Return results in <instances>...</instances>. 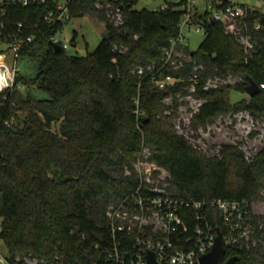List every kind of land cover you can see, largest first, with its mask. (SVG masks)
Listing matches in <instances>:
<instances>
[{
	"label": "trees",
	"instance_id": "trees-1",
	"mask_svg": "<svg viewBox=\"0 0 264 264\" xmlns=\"http://www.w3.org/2000/svg\"><path fill=\"white\" fill-rule=\"evenodd\" d=\"M109 2L121 7L123 23L108 16ZM50 4L11 5L3 17L6 32L34 37L21 59L35 63L34 75L18 74L14 87L0 93V118L14 121L0 128V240L12 258L32 254L40 264H106L107 249L114 245L107 210L138 187L134 164L144 147L169 169L170 189L180 197L249 203L262 197L264 146L251 159L236 144L207 155L178 133L176 112L165 113L163 99L184 91L192 64L169 89L158 88L150 77L140 82L133 72L138 65L160 61L162 50L179 35L183 0L158 10L137 9L138 0H72L71 20L96 15L108 29L86 55L53 48L57 27L45 19ZM194 21L207 30L198 49H187L207 68L197 83V95L206 101L193 117L194 128L231 111L264 118V88L254 96L246 91L251 79L264 83V30L253 31L257 52L246 62L244 47L219 21L201 13ZM71 43L76 45V36ZM215 74H232L240 81L204 90L208 76ZM0 78L5 86L11 84L1 61ZM40 92L48 97H39ZM236 93L248 97L233 101ZM137 97L144 112L140 116ZM208 212L224 233L219 215ZM254 222L263 223V242L227 247L229 257H239L236 264H264V221Z\"/></svg>",
	"mask_w": 264,
	"mask_h": 264
},
{
	"label": "built area",
	"instance_id": "built-area-1",
	"mask_svg": "<svg viewBox=\"0 0 264 264\" xmlns=\"http://www.w3.org/2000/svg\"><path fill=\"white\" fill-rule=\"evenodd\" d=\"M49 1L51 4L45 19L51 27H57L51 36V41L68 49L70 46L64 43L60 36L65 25L72 18L70 12L72 0H0V61L12 74L11 84L1 88L0 93L14 87L16 76L22 73V69L18 66L21 51L34 39L33 36L23 37L15 32H6L7 25L3 17L8 7L47 5ZM183 1L182 7L185 12L179 23V35L172 38L170 45L162 50L160 61L147 66L138 65L133 72L140 82L150 77L158 88L169 89L176 85L181 70L187 64H192L191 82L184 87V91L177 95L171 93L163 99L168 105L165 113L177 112L176 129L179 134L187 138L193 117L206 101L197 95V83L200 73L207 68L204 63L197 61L193 51L189 53L187 50L192 49L184 32L185 27L196 26V30L206 36L207 30L203 22H195L194 16L201 13L206 14L211 21H219L224 26L225 32L233 35L244 47L245 61L248 62L257 52L253 31L264 30V5L249 4L244 0ZM96 5L99 8L104 6L101 1ZM106 7L109 9L108 16L115 24L123 23L121 7L113 6L110 2ZM18 26L20 28L22 24L19 23ZM8 56L13 64H6L1 60ZM239 81L240 78L232 74L227 77L219 74L210 75L203 89H218ZM261 88H264V83L260 85ZM134 104L135 113L138 116L143 115L139 97L134 99ZM13 123L12 118H0V128L10 127ZM257 136L264 137L261 134ZM260 150L251 155L245 152V155L251 159ZM151 155L150 148L142 149L134 164V170L139 177L138 187L119 203H112L108 207L107 216L111 223L114 245L113 248L107 249L106 264H148L149 252H154L160 263L201 264V256L212 249L219 231L222 233L226 249L229 247L235 250L263 242L259 237L263 223H255L254 219L261 218L264 221V187L261 191L262 197L251 203L245 199L209 200L180 197L170 189L169 169L152 160ZM209 209H214L223 221L224 233L211 221L208 215ZM228 257L226 253V258ZM223 263L224 261L220 264ZM0 264H40V261L32 254L12 258L8 252L0 248Z\"/></svg>",
	"mask_w": 264,
	"mask_h": 264
},
{
	"label": "rangeland",
	"instance_id": "rangeland-1",
	"mask_svg": "<svg viewBox=\"0 0 264 264\" xmlns=\"http://www.w3.org/2000/svg\"><path fill=\"white\" fill-rule=\"evenodd\" d=\"M249 4L264 5V0H244ZM180 0H139L136 8H147L154 10L170 3H178ZM180 8H183L182 6ZM187 40L192 50L198 49L205 35L197 31L196 26H186L184 29ZM108 34L105 21L96 15L77 16L70 20L64 27L60 39L70 47L67 49L71 54L86 55L95 51L103 38ZM76 36V45L71 43L72 38ZM6 64H13L8 56L1 58ZM18 66L22 73L29 76L35 74V63L25 62L22 59ZM39 97H48L47 93L40 92ZM248 97L244 93L233 95V101ZM174 112V111H173ZM176 112V111H175ZM177 117L174 118V124ZM23 118V115H21ZM176 127V126H175ZM54 126L53 130H56ZM251 132V133H249ZM250 134V135H248ZM264 118L253 116L249 111L239 110L231 111L226 114H220L207 125L194 128L193 124L189 129L188 140L199 150L207 155L217 154L224 143H237L248 155L260 150L264 146ZM1 228V225H0ZM0 248L7 252L6 247L0 240Z\"/></svg>",
	"mask_w": 264,
	"mask_h": 264
},
{
	"label": "water",
	"instance_id": "water-1",
	"mask_svg": "<svg viewBox=\"0 0 264 264\" xmlns=\"http://www.w3.org/2000/svg\"><path fill=\"white\" fill-rule=\"evenodd\" d=\"M212 21L214 22V20ZM51 44L56 51L61 48L59 44L53 41H51ZM260 90H261L260 85L257 84L252 79L249 81V84L246 87V91L250 96H254L258 92H260ZM226 253H227V249L226 246L224 245L223 236L222 233L219 231L212 249L208 253L201 256L200 262L201 264H220L221 262L224 261L223 264H236L239 257L231 256L226 258ZM147 259H148V264H170V263L158 262L154 252H149Z\"/></svg>",
	"mask_w": 264,
	"mask_h": 264
},
{
	"label": "clouds",
	"instance_id": "clouds-1",
	"mask_svg": "<svg viewBox=\"0 0 264 264\" xmlns=\"http://www.w3.org/2000/svg\"><path fill=\"white\" fill-rule=\"evenodd\" d=\"M5 85L4 83L2 82V78H0V88H3Z\"/></svg>",
	"mask_w": 264,
	"mask_h": 264
},
{
	"label": "bare ground",
	"instance_id": "bare-ground-1",
	"mask_svg": "<svg viewBox=\"0 0 264 264\" xmlns=\"http://www.w3.org/2000/svg\"><path fill=\"white\" fill-rule=\"evenodd\" d=\"M10 74H11V72H10ZM11 79H12V74H11Z\"/></svg>",
	"mask_w": 264,
	"mask_h": 264
}]
</instances>
